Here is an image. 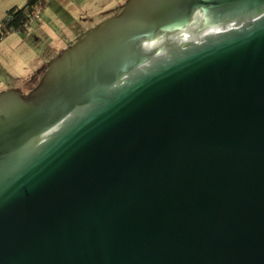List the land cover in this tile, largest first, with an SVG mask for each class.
Returning a JSON list of instances; mask_svg holds the SVG:
<instances>
[{"label":"water","instance_id":"1","mask_svg":"<svg viewBox=\"0 0 264 264\" xmlns=\"http://www.w3.org/2000/svg\"><path fill=\"white\" fill-rule=\"evenodd\" d=\"M0 93V264H264V0H128Z\"/></svg>","mask_w":264,"mask_h":264},{"label":"rangeland","instance_id":"2","mask_svg":"<svg viewBox=\"0 0 264 264\" xmlns=\"http://www.w3.org/2000/svg\"><path fill=\"white\" fill-rule=\"evenodd\" d=\"M127 1L48 0L46 10L31 23L27 33H11L0 42V92L13 88L28 94L49 63L88 31L120 12ZM24 4L25 0H0V22L9 9Z\"/></svg>","mask_w":264,"mask_h":264},{"label":"trees","instance_id":"3","mask_svg":"<svg viewBox=\"0 0 264 264\" xmlns=\"http://www.w3.org/2000/svg\"><path fill=\"white\" fill-rule=\"evenodd\" d=\"M47 6L48 0H25L23 7L9 9L0 22V42L11 33H27L31 23L40 19V14L46 10ZM33 14H37V20L32 19Z\"/></svg>","mask_w":264,"mask_h":264},{"label":"built area","instance_id":"4","mask_svg":"<svg viewBox=\"0 0 264 264\" xmlns=\"http://www.w3.org/2000/svg\"><path fill=\"white\" fill-rule=\"evenodd\" d=\"M32 19L37 20L38 19L37 14H33Z\"/></svg>","mask_w":264,"mask_h":264},{"label":"crops","instance_id":"5","mask_svg":"<svg viewBox=\"0 0 264 264\" xmlns=\"http://www.w3.org/2000/svg\"><path fill=\"white\" fill-rule=\"evenodd\" d=\"M60 1H63V0H60ZM61 3V2H60ZM14 7H17V6H14ZM85 33V32H84ZM13 89V88H12ZM1 93V92H0Z\"/></svg>","mask_w":264,"mask_h":264},{"label":"flooded vegetation","instance_id":"6","mask_svg":"<svg viewBox=\"0 0 264 264\" xmlns=\"http://www.w3.org/2000/svg\"><path fill=\"white\" fill-rule=\"evenodd\" d=\"M116 14H117V13H116ZM116 14H115V15H116Z\"/></svg>","mask_w":264,"mask_h":264}]
</instances>
